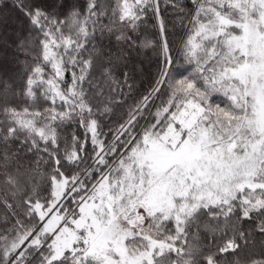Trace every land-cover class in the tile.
<instances>
[{
  "label": "snow or ice",
  "instance_id": "obj_1",
  "mask_svg": "<svg viewBox=\"0 0 264 264\" xmlns=\"http://www.w3.org/2000/svg\"><path fill=\"white\" fill-rule=\"evenodd\" d=\"M9 11L0 264H264V0Z\"/></svg>",
  "mask_w": 264,
  "mask_h": 264
},
{
  "label": "trees",
  "instance_id": "obj_2",
  "mask_svg": "<svg viewBox=\"0 0 264 264\" xmlns=\"http://www.w3.org/2000/svg\"><path fill=\"white\" fill-rule=\"evenodd\" d=\"M154 23V21H149L148 24V31L145 33V36L148 38H156L157 36V31L151 27V24ZM168 26H169V40L173 42V47L175 48L179 44V38L182 34V30L179 28H173L172 27V18L169 15V20H168ZM19 27V22L16 16L15 12H8V18H7V24L0 26V33L7 32L11 34L14 30H16ZM0 55L6 57L7 59H11L12 52L11 50H6L4 52H0ZM152 58L149 60L145 58L144 60V72L142 76H139L137 79V84L139 85L141 81L144 82L146 85L147 81L151 78V76L155 73L156 71V59L155 55L152 53H148ZM175 55V53H174ZM185 68V65L183 63H178V69L179 71H183ZM218 101L222 99V97H216L215 98Z\"/></svg>",
  "mask_w": 264,
  "mask_h": 264
}]
</instances>
